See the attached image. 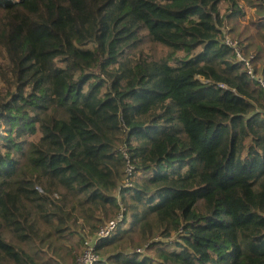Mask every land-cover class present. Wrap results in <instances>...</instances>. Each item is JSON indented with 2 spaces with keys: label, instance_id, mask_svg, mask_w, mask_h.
<instances>
[{
  "label": "trees",
  "instance_id": "16d2710c",
  "mask_svg": "<svg viewBox=\"0 0 264 264\" xmlns=\"http://www.w3.org/2000/svg\"><path fill=\"white\" fill-rule=\"evenodd\" d=\"M241 5L264 12L0 0V264H76L120 199L95 264H264V89L227 40L255 74L264 50Z\"/></svg>",
  "mask_w": 264,
  "mask_h": 264
},
{
  "label": "built area",
  "instance_id": "2783aa9c",
  "mask_svg": "<svg viewBox=\"0 0 264 264\" xmlns=\"http://www.w3.org/2000/svg\"><path fill=\"white\" fill-rule=\"evenodd\" d=\"M241 9L246 14L247 8L241 5ZM227 44L236 48L238 55L240 57V61L245 64L248 70V74L252 77V79L256 83H258L264 89V79H262L261 77L255 74L250 60L245 59L240 55V47L238 46V44L236 42H232L231 40H227ZM125 157L129 159L126 154ZM132 172H133V168L129 166L127 173L131 174ZM125 185L127 186L130 184L127 182ZM119 205H120V211L117 213L115 218L105 223L103 226H101L97 234L93 238L86 241L85 251L82 254V256L78 258L76 264H95L96 262L99 261V257L95 253V244L113 235L118 229L119 225L125 219L126 207L124 206L121 199L119 200Z\"/></svg>",
  "mask_w": 264,
  "mask_h": 264
},
{
  "label": "crops",
  "instance_id": "0c3cea01",
  "mask_svg": "<svg viewBox=\"0 0 264 264\" xmlns=\"http://www.w3.org/2000/svg\"><path fill=\"white\" fill-rule=\"evenodd\" d=\"M244 20L237 23H242L243 27L247 29L249 34L262 46L264 50V12L257 10V8H248L245 14ZM253 57H250L251 60ZM264 79V73L262 71L256 74Z\"/></svg>",
  "mask_w": 264,
  "mask_h": 264
},
{
  "label": "rangeland",
  "instance_id": "374dc122",
  "mask_svg": "<svg viewBox=\"0 0 264 264\" xmlns=\"http://www.w3.org/2000/svg\"><path fill=\"white\" fill-rule=\"evenodd\" d=\"M0 135H1V136H5V135H7V134H4V133L0 130Z\"/></svg>",
  "mask_w": 264,
  "mask_h": 264
}]
</instances>
